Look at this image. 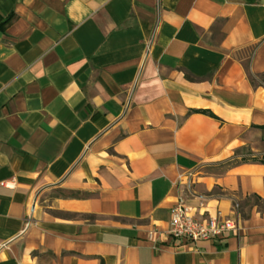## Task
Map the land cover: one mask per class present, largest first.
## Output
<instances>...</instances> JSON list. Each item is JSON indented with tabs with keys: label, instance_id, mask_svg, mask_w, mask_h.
Returning <instances> with one entry per match:
<instances>
[{
	"label": "crops",
	"instance_id": "crops-1",
	"mask_svg": "<svg viewBox=\"0 0 264 264\" xmlns=\"http://www.w3.org/2000/svg\"><path fill=\"white\" fill-rule=\"evenodd\" d=\"M263 128L264 0H0V264H264Z\"/></svg>",
	"mask_w": 264,
	"mask_h": 264
},
{
	"label": "built area",
	"instance_id": "built-area-1",
	"mask_svg": "<svg viewBox=\"0 0 264 264\" xmlns=\"http://www.w3.org/2000/svg\"><path fill=\"white\" fill-rule=\"evenodd\" d=\"M237 230V222L231 219L217 220L196 217L183 197H179L171 209L168 235L172 240L190 243L212 242L236 233Z\"/></svg>",
	"mask_w": 264,
	"mask_h": 264
},
{
	"label": "trees",
	"instance_id": "trees-1",
	"mask_svg": "<svg viewBox=\"0 0 264 264\" xmlns=\"http://www.w3.org/2000/svg\"><path fill=\"white\" fill-rule=\"evenodd\" d=\"M8 21V18L3 22V23H6ZM203 113H205V112H203ZM264 129V128H263Z\"/></svg>",
	"mask_w": 264,
	"mask_h": 264
}]
</instances>
